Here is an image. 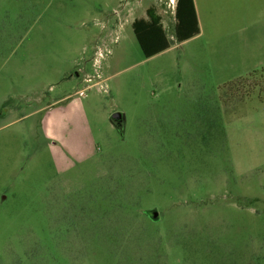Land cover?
I'll return each instance as SVG.
<instances>
[{
  "label": "rangeland",
  "instance_id": "rangeland-1",
  "mask_svg": "<svg viewBox=\"0 0 264 264\" xmlns=\"http://www.w3.org/2000/svg\"><path fill=\"white\" fill-rule=\"evenodd\" d=\"M111 2L0 0V264H264L256 26L178 44L163 0Z\"/></svg>",
  "mask_w": 264,
  "mask_h": 264
},
{
  "label": "trees",
  "instance_id": "trees-1",
  "mask_svg": "<svg viewBox=\"0 0 264 264\" xmlns=\"http://www.w3.org/2000/svg\"><path fill=\"white\" fill-rule=\"evenodd\" d=\"M173 18V34L176 43H182L199 34L193 0H177ZM131 28L142 55L146 59L171 47L172 43L167 37L161 22V17L156 13L153 7H148L146 9L144 18L135 19L131 23ZM248 76L253 79L256 78L257 81H264V69L260 72H252ZM255 85V88H257L255 90H258L260 93L264 92L260 84L257 83ZM252 90L253 89L248 92L255 91Z\"/></svg>",
  "mask_w": 264,
  "mask_h": 264
},
{
  "label": "crops",
  "instance_id": "crops-1",
  "mask_svg": "<svg viewBox=\"0 0 264 264\" xmlns=\"http://www.w3.org/2000/svg\"><path fill=\"white\" fill-rule=\"evenodd\" d=\"M111 1L112 0H100L101 6L104 9L111 8ZM115 1H118L119 3L125 1L123 5L125 8L130 5V0ZM224 1L225 0H193L199 33L201 30V23L207 27L210 26L214 32L225 29L224 27H228L226 25H230L229 23H233L236 27L251 23L256 26L254 29L257 28L255 34L257 42L255 43V46L264 47V28H261L264 27V0H236L234 1V4L237 6L220 7ZM132 5H134V3H132ZM81 6L82 12L86 15H91L93 13L94 7L87 1L81 3ZM87 21V18H84L81 20V24L86 25ZM242 28H247V26Z\"/></svg>",
  "mask_w": 264,
  "mask_h": 264
},
{
  "label": "water",
  "instance_id": "water-1",
  "mask_svg": "<svg viewBox=\"0 0 264 264\" xmlns=\"http://www.w3.org/2000/svg\"><path fill=\"white\" fill-rule=\"evenodd\" d=\"M110 122L114 124L118 129H121L123 126V115L121 113H113L110 116ZM152 218L157 219V213L152 211Z\"/></svg>",
  "mask_w": 264,
  "mask_h": 264
},
{
  "label": "built area",
  "instance_id": "built-area-1",
  "mask_svg": "<svg viewBox=\"0 0 264 264\" xmlns=\"http://www.w3.org/2000/svg\"><path fill=\"white\" fill-rule=\"evenodd\" d=\"M163 1H164L163 3L166 6V8L171 10L172 13H174L177 0H163Z\"/></svg>",
  "mask_w": 264,
  "mask_h": 264
},
{
  "label": "flooded vegetation",
  "instance_id": "flooded-vegetation-1",
  "mask_svg": "<svg viewBox=\"0 0 264 264\" xmlns=\"http://www.w3.org/2000/svg\"><path fill=\"white\" fill-rule=\"evenodd\" d=\"M145 11H146V9H145ZM134 20H135V19H134ZM134 20H133V21H134ZM133 21H132V22H133ZM152 211H153V210H149V211H147V213H148V216H149V217H151V218H152V214H151V213H152ZM155 220H157V219H155Z\"/></svg>",
  "mask_w": 264,
  "mask_h": 264
}]
</instances>
